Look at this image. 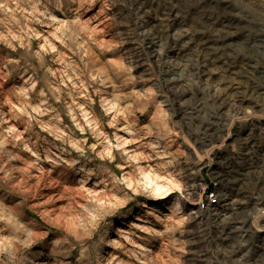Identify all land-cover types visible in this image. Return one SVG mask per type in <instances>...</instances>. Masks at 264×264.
Listing matches in <instances>:
<instances>
[{
    "label": "rangeland",
    "instance_id": "374dc122",
    "mask_svg": "<svg viewBox=\"0 0 264 264\" xmlns=\"http://www.w3.org/2000/svg\"><path fill=\"white\" fill-rule=\"evenodd\" d=\"M0 264H264V0H0Z\"/></svg>",
    "mask_w": 264,
    "mask_h": 264
},
{
    "label": "bare ground",
    "instance_id": "6f19581e",
    "mask_svg": "<svg viewBox=\"0 0 264 264\" xmlns=\"http://www.w3.org/2000/svg\"><path fill=\"white\" fill-rule=\"evenodd\" d=\"M84 182H86V181H84ZM98 186H100V182L99 183L96 182L94 184V187H98ZM107 186L108 185H105V187H107ZM166 195H168V194L166 193L165 195H161L160 199L163 200V201L160 202L159 205L157 206V208H159V209H157L158 211H161V209H163V210H170V209H173V208H175V210L181 209L180 203H178V202H173V203L168 202V197ZM157 200H159V199H157ZM134 227L135 228L139 227V224L134 225ZM140 228H141V226H140ZM116 236H119V238H121V240H124V239L128 240V238L131 236V234L127 230H125L124 228L119 227V228H117ZM116 242H117V240H112V243H116Z\"/></svg>",
    "mask_w": 264,
    "mask_h": 264
},
{
    "label": "built area",
    "instance_id": "2783aa9c",
    "mask_svg": "<svg viewBox=\"0 0 264 264\" xmlns=\"http://www.w3.org/2000/svg\"><path fill=\"white\" fill-rule=\"evenodd\" d=\"M214 197V195L211 196V200H213L212 198Z\"/></svg>",
    "mask_w": 264,
    "mask_h": 264
}]
</instances>
